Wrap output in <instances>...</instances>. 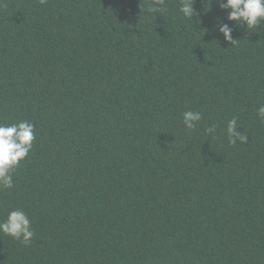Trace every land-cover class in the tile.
<instances>
[{
	"label": "trees",
	"instance_id": "1",
	"mask_svg": "<svg viewBox=\"0 0 264 264\" xmlns=\"http://www.w3.org/2000/svg\"><path fill=\"white\" fill-rule=\"evenodd\" d=\"M180 2L0 0V123L36 134L0 190L35 235L0 234V264H264V23Z\"/></svg>",
	"mask_w": 264,
	"mask_h": 264
},
{
	"label": "clouds",
	"instance_id": "2",
	"mask_svg": "<svg viewBox=\"0 0 264 264\" xmlns=\"http://www.w3.org/2000/svg\"><path fill=\"white\" fill-rule=\"evenodd\" d=\"M40 3H46V0H40ZM193 3V0H181L179 4V12L187 20H193L195 15ZM218 6L226 10V19L235 21L236 26L246 25V29H255L264 23V0H218ZM146 11L162 16L167 11V0H149ZM214 28L218 29L225 41L230 44L236 42L232 36L233 27L228 23L218 19ZM256 114L264 121V104L256 109ZM202 118L200 111L187 110L182 114L183 125L188 130H194ZM238 127L240 126L235 117L227 122L226 131L231 145H235L237 141L241 144L247 143L246 131L238 132ZM205 131L212 135L216 132V126L213 125ZM35 139V125L27 120L11 124L0 123V190L13 188L15 171L29 157ZM0 234L25 245H28L35 235L31 219L21 209L11 210L7 217L0 221Z\"/></svg>",
	"mask_w": 264,
	"mask_h": 264
}]
</instances>
